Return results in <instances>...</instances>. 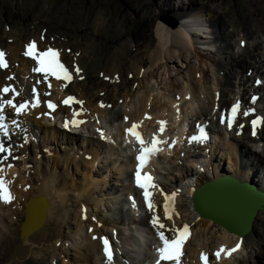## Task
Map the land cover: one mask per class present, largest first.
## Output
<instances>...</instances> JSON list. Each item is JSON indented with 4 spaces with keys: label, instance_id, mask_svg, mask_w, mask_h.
Listing matches in <instances>:
<instances>
[{
    "label": "bare ground",
    "instance_id": "1",
    "mask_svg": "<svg viewBox=\"0 0 264 264\" xmlns=\"http://www.w3.org/2000/svg\"><path fill=\"white\" fill-rule=\"evenodd\" d=\"M39 1L36 0L30 7H27L24 1L0 0V39L5 40L7 37L11 39L8 47L9 53L2 47L0 48L7 64V67H0L5 68V70H0V106H2L0 115L5 117L3 123L7 128V134L0 131V144L7 150L0 153V178L4 180L14 197L11 203H5L0 199V210H9V213L0 211V264H44L45 262L41 260L43 256H37L34 249L42 250L46 246V249L52 247L56 251L61 250L54 241L45 240L43 235L53 232L61 239L63 227L73 224L70 221V216L83 226L74 230L75 232L86 230L76 252L80 255H75L71 248L67 247L70 259L74 262L70 264H95L93 262L95 255L94 259L98 261V264H138L134 261L137 260L135 254L139 250H141L139 256L143 259L142 264H176L174 260L160 259L159 249L164 244L159 233L163 232L169 240H172L178 235L175 229L182 230L185 225L189 227L190 236L182 246L179 264H205L204 256L207 257V264H264V209L255 216L250 232L240 235L212 219L204 218L195 209L193 203L195 190L200 185L206 181L224 177L234 178L264 191V156L257 150H252L248 146L249 144L247 145L240 139L244 136L251 142L260 138L264 139V123H260L264 121V104L262 105L264 103V43L253 44L254 49L251 47L243 49L247 39L238 37L237 44L242 50L237 51V54L232 51V42L230 39L227 42L226 37H230L231 33L235 34L239 25H237V21L227 18L228 14L232 12L229 1L182 0L179 4L183 11H189V9L198 11L206 7L208 12L213 13L212 17L209 16L210 13L207 14V17H210L209 21L217 24L218 30L222 29V31L218 33L215 29L212 33L219 35L218 38L223 39L231 49V53H229L226 47L219 44L220 46L214 52L225 53V59L228 61L225 68L220 67L219 64L226 61L221 58L212 59L207 53L213 52L212 48L209 50V48L203 47V51L201 47L194 45L192 51L194 55L186 56V50H184L186 46L181 45V47L173 35L181 36L185 33L191 37L189 34L191 33L196 38H203L205 36L199 32L200 29L181 30V25L175 29L162 24L161 21L156 23L158 17H156L155 7L149 6L150 3H145L134 10L139 15L138 19L141 22L146 26L151 25L152 29L154 26V33L146 31L145 35L150 36L146 49L143 53L137 52L141 55V59L133 61L127 72L128 66L125 69V62L133 55V51L128 52L124 43L119 44L121 52L117 54L115 63L113 55L111 56L110 53L107 56L108 63H103L104 50L100 51L102 45L99 38L113 41L117 40L119 36L125 35L122 25H117L118 28H114L116 22L124 23L121 15L118 16L116 12L115 1L77 0L76 6L59 9L57 16L61 19L60 21L47 19V16L53 17L54 14H51L53 8L50 6L46 8L44 5L42 21H47L48 28L47 24H44L47 31L44 26L37 28L31 18L22 17V7L28 8V14L38 17L36 13L41 8ZM127 2L130 8H135L132 0ZM254 5L257 7L255 8ZM242 11L246 15L245 25L240 26L244 35L253 37L264 31V0H249L246 7L244 5L235 15H243ZM143 12L149 13L144 16ZM187 13L185 18L200 22V19H196V13ZM180 14L181 12L178 11L177 16ZM124 16L129 17L130 13ZM2 17H8V21H11L12 27L9 30L6 29L7 27L3 28ZM253 20L260 24L259 30L253 26ZM69 21L74 23L78 32L75 33L69 29L66 24ZM86 22L90 23L87 27L85 26ZM228 24L235 26V31L228 32ZM151 28L150 31H152ZM2 29L4 30L2 31ZM209 32L211 33V31ZM41 35L55 37L60 44L55 42L56 45H52L54 47L42 49L38 42ZM73 36H77L80 42L71 46L66 45L65 39ZM184 39L188 44H192L194 41V39L190 41L191 38L187 40L184 37ZM81 41H84L82 44L84 46L76 47ZM32 42L36 44L35 51L37 53L46 52L50 48L57 50L59 61L68 68L72 75L71 81L57 79L53 75L45 77L43 73L34 71L33 69L39 67L38 61L28 55H25L24 58L20 56L22 47L28 46ZM129 44L132 47L131 42ZM69 47L71 50L66 51L65 49ZM174 47L182 49L177 51L173 49ZM114 51V49L110 50L111 53ZM91 55L90 64L87 65L86 59ZM205 56H208V59L215 64L219 71L216 69L219 82L214 88L210 86L212 76H209L203 64L195 62L194 66L191 65L193 57L199 59ZM180 59H184L187 63L186 67L193 71L194 78L198 73L197 79H193L195 83L199 82L201 89L208 95L212 93L211 99L207 98L204 102L202 101L208 105H210L209 102L215 104L210 115L206 114L204 120L196 119L193 122L191 116L197 110L188 107L196 100L195 86L194 88L186 87L187 92L186 90L185 92L188 96L186 99L180 102L172 99L175 102L174 109L176 110L173 115H169L175 119L172 124L168 123V116L164 110L160 111L162 108L165 109L167 102L162 104L156 101L160 98L159 93V95L154 94L150 97L148 93H143L142 100L140 98L138 104L135 102L130 104L127 101L133 93L132 89L149 88L151 85V83L149 84L150 76H155L160 69L169 71L171 66L177 68L176 62ZM10 63L14 66L13 70H10ZM96 63L102 67L95 69ZM76 67L80 69L79 73L75 71ZM237 69L243 70L246 74L241 73L242 75L239 76L236 74ZM5 71H9L8 74ZM156 77H158L157 74ZM235 77H239L240 81L238 90H236ZM87 78L98 79L104 82L105 86L112 84L117 92L112 94L102 86L89 89L86 86H80L81 89L73 90V85H77ZM132 78L135 79L130 83ZM38 81H40L39 84ZM123 81L126 82L124 109L123 103L119 105V102L114 107V101L119 100L116 97L119 96L121 91L119 87ZM135 81L137 84L133 85ZM183 83L185 85V82ZM5 87H9L13 91L5 93L3 92ZM171 88L174 90L173 87ZM167 91L166 94L170 96V92ZM179 93L182 96L184 92ZM199 95L200 91L197 96ZM68 97H74L75 100L83 103L71 102L66 105L63 101ZM119 97H123V95ZM37 99L39 100L38 105ZM7 100H12L17 107L20 104L28 103V107L17 114L15 108L5 103ZM197 100L200 99L197 98ZM49 101L55 105L54 109L48 107ZM236 105H239V108L233 117L232 109ZM113 107L114 109H111ZM74 113H79V115H74ZM212 115H218V118L210 117ZM118 117H122L120 124L115 125L117 129L121 130L119 134L111 130V126L117 123ZM73 120L84 121V123L79 124L78 127L71 123L67 128L64 126L65 122ZM254 120L258 122L255 127L252 123ZM160 122L166 123L161 124ZM133 125H137L136 130L145 141V147L152 146L154 137L163 141L158 145L161 150L148 157L143 165L138 159L141 154V145L136 136L126 131ZM162 128L163 131H161ZM253 131H255V135H253ZM223 135L229 136L226 143H222ZM82 136H84L83 139ZM193 136L198 139L193 141L191 139ZM220 144L221 146H219ZM109 146L110 149H115L113 146H117L118 149L132 157L129 182L126 170L122 172V177L109 174L108 180L95 178L94 175L101 174V170L108 171L109 167V171L116 173L118 165L115 166V164L117 161H120L122 168L125 166L122 155L117 154V157L110 155L113 153H109L110 149H107ZM34 154L40 155L42 160L37 161V165L32 167L31 163L36 162ZM163 154L169 156L168 159L161 158L160 156ZM103 158L106 160L100 165ZM161 160H166L171 166L164 164V169L161 171L157 165V162L160 163ZM171 167H174L178 173ZM137 171L141 173V177L151 175L153 178L151 183L154 187L147 189L151 193L148 199L144 196L145 189L137 184ZM260 172H263V175H260ZM107 176L108 174L105 175V177ZM231 183L233 185L230 183H224V185L226 187L234 186L235 182ZM121 186L129 188V190H119ZM244 192L249 194L246 189ZM115 193L118 195H114L115 208H110L111 216L101 213L99 207L103 204V198L110 200V196ZM74 195L79 199L78 208L72 203ZM19 196L22 199L21 211H19L20 205L17 208L14 207L18 203ZM99 196L102 197L99 198ZM42 197L47 200L45 221L37 229L23 234L22 223L27 211L30 210L35 217L39 218L43 206L41 205V203L43 204ZM149 202L153 205L151 209L148 206ZM166 204L168 205L167 212ZM115 211H119L122 218L120 222L116 221L115 224H111L110 218H115ZM167 215H171L172 218L167 219ZM156 217H159V223L165 225L163 229L159 228L158 224L152 223ZM81 219L87 222L81 223ZM143 220H146L145 224L148 226V231L154 235V239L147 240L138 236L140 242H136L134 248L127 249L125 245L127 241L125 242L122 230L123 225L133 227L135 223ZM108 224L111 226L108 227ZM136 232L140 231L136 230ZM196 232L197 239L195 238ZM141 233L143 236L147 234L145 230ZM216 233H220L222 239L215 238ZM94 237L109 240L114 254L111 262L105 257L101 239H94ZM146 237L149 238L148 235ZM47 241H50V244ZM148 242H152V244ZM237 245H239L238 250L229 255V250L236 248ZM147 246L152 249V252L149 250L145 252ZM222 248L225 251L217 257L216 253ZM62 253L67 256L65 252L61 251ZM56 259L57 256L53 258L52 264H55Z\"/></svg>",
    "mask_w": 264,
    "mask_h": 264
},
{
    "label": "rangeland",
    "instance_id": "2",
    "mask_svg": "<svg viewBox=\"0 0 264 264\" xmlns=\"http://www.w3.org/2000/svg\"><path fill=\"white\" fill-rule=\"evenodd\" d=\"M19 1H24L25 2V5H27V7H30L36 0H19ZM64 1V2H63ZM76 1L77 0H40L39 2H41V8L37 11V15H38V17H35V15L34 16H32V15H30V14H28V8L27 7H22V17L23 18H31L32 20H34L33 21V23H35L36 24V27L37 28H40L41 26H44V28H45V30L47 31L48 29V24H47V21H42L43 20V12H42V8H43V6L44 5H46V8H47V6H50L51 8H53L52 10L55 12H53L52 11V13L51 14H54V15H52L53 17L51 18V17H46L47 19H52V20H58V21H60L61 19L57 16L58 15V13H59V9L61 8V7H65V8H72L73 6H76ZM113 1H115V3L117 4V9H116V12L118 13V16L119 15H121V17L123 18V22L124 23H122V24H119V22H116V25L114 26V28L115 27H117L118 28V26L119 25H122V30L125 32V35L124 36H119L118 38H117V40H113V41H107L106 39H104V38H99V41L101 42V45H102V47L100 48V51L102 52V49L104 50V57H105V59L103 60V63H108V61H107V56H108V54L110 53V55L112 56L113 55V60H114V63L116 62V56H117V54L119 53V52H121L120 51V46H119V44H121V43H124L125 45H126V48H127V51L128 52H132V56H130L129 57V59L125 62V69H126V67H127V69H126V72H127V70H130V65H131V63L133 62V61H135V60H137V59H141V55L140 54H137V52H141V53H143L144 52V50L146 49L145 47H146V44H147V42H148V40H149V37L150 36H146L145 35V33H146V31L147 32H149V33H154V26H153V29L151 28V25L149 26V24H148V26H146L143 22H141L138 18H139V15L136 13V8L137 7H141L142 5H144L145 3H150V5L149 6H153V8L155 7V12L157 11V15H156V17H158V19L156 18V23H158V22H160L161 21V23L162 24H165V25H169V26H171V27H174L175 29L176 28H178L179 27V25H181V30L182 29H189V30H191V31H193L194 29H196V28H198V29H200V33L202 34V36H205V37H201V38H196L195 36H193L191 33H189L190 34V36L191 37H188L187 35H185V33H184V30H183V33H184V35H173V37H175V39L180 43V46L182 45V46H186L185 48H184V50H186V56L188 55V56H192V55H194V52L192 53V51H193V48H194V45L195 46H199V47H201L202 49H203V51H204V48L203 47H205V48H209V50H210V48H212V51L213 52H207L208 54H209V56L212 58V59H219V58H221L223 61H226V62H221L219 65H220V67H222V68H225L226 67V65H227V60L225 59V53L223 54V53H214L215 52V50L217 49V47H219L220 45L222 46V47H226V49L228 50V52L229 53H231V49H229V47L226 45V43L224 42V40L223 39H220V38H218V36L219 35H215V34H213L212 32L216 29L217 30V32L218 33H221V31H222V29H219L218 30V25L217 24H215V23H211L209 20H210V17H212V14L213 13H210V12H208V8H204L203 10H193V9H189V11H183L180 7H179V4L182 2V0H132L133 1V3H134V5H135V8H130L129 6H128V2L127 1H129V0H113ZM229 1V5H231V8H232V12L231 13H229L228 14V16H227V18H231V19H233L235 22L237 21V25H239L238 26V30L236 31V33L235 34H233L234 35V37H232L233 35H232V33H231V35H230V37H226V41L228 42V40L230 39L231 40V42H232V47H233V49H232V51L234 52V53H238V52H240L242 49H241V47H240V45H238L237 44V42H238V37L240 38V37H243V38H245V40H246V45H245V47L243 48V49H245L246 47H251V49H254V46H253V44H255V43H257V42H263L264 43V31H261V33H259L257 36L255 35V36H253V37H249V36H246V35H244V33H243V29H242V27H240V26H244L245 24V21H244V19H245V17H246V15H245V13L243 12V15H241V16H239V15H235L236 14V12H238L239 11V9H241V8H243L244 7V5H245V7H246V5H247V3L249 2V0H246V2H245V0H228ZM238 1V2H237ZM177 2V3H176ZM233 2V3H232ZM64 3V4H63ZM162 5H161V4ZM165 3V4H164ZM167 3V4H166ZM58 4H59V6H58ZM63 4V5H62ZM172 4V5H171ZM176 4H178V5H176ZM159 5V6H158ZM166 5V6H165ZM171 5V6H170ZM68 6V7H67ZM170 6V7H169ZM59 7V8H58ZM146 7V6H145ZM208 7V6H207ZM238 7V8H237ZM254 7L256 8L257 7V5L255 6L254 5ZM94 9L96 8L95 6L93 7ZM165 8V9H164ZM135 9V10H134ZM176 10V11H175ZM192 12H194V14L196 13V16H197V20L198 19H200V22L198 21V22H195L194 21V19H187V18H185V14H188L187 12H189V13H192ZM178 11H180L181 12V14L179 15V16H177V12ZM169 12V13H168ZM174 12H175V15H174ZM205 12V13H204ZM207 12V13H206ZM130 13V16L129 17H126V16H124V15H127V14H129ZM135 13V14H134ZM149 12H143V15L144 16H146L147 14H148ZM210 13V14H209ZM56 14V15H55ZM203 14H205L204 16H203ZM207 14H209V18L207 17ZM159 15V16H158ZM202 15V16H201ZM231 17H230V16ZM235 15V18L233 17ZM89 16H91L92 17V15H89ZM161 18V19H160ZM181 18V19H180ZM185 18V19H184ZM204 18V19H203ZM207 18V19H206ZM2 19H3V21H4V27L3 28H6L7 30H9V28L10 27H12V23H11V21H8V17L6 18V17H2ZM118 19V18H117ZM131 19V20H130ZM170 19V20H169ZM203 19V20H202ZM130 20V21H129ZM209 22H208V21ZM117 21H119V20H117ZM126 21V22H125ZM158 21V22H157ZM205 21V22H204ZM32 23V24H33ZM252 23H253V26H255L258 30L260 29V24L257 22V21H255V20H253L252 21ZM11 24V25H10ZM44 24H47L46 25V27H45V25ZM68 26H69V29L70 30H72V31H74L75 33L76 32H78V30H76L77 28L75 27V25H74V23L73 22H71V21H69V22H67L66 23ZM213 24H215V25H213ZM5 25H7V26H5ZM88 25H90V23H87L86 22V27L88 26ZM118 25V26H117ZM177 25V26H176ZM212 25V26H211ZM220 25V24H219ZM125 27V28H124ZM213 27H216V28H213ZM235 26H232V25H229L228 24V32H230V31H235L234 28ZM151 28V30L152 31H150L149 29ZM111 29H113V28H111ZM4 29H2V31H3ZM38 30V29H37ZM211 31V33L209 32V31ZM207 31V32H206ZM240 32V33H239ZM74 33V34H75ZM243 33V34H242ZM238 34H240L241 36H239ZM260 35V36H259ZM187 39V40H189V38H191L190 39V41H193V39H194V41H193V43L192 44H188L187 42H186V40L184 39V37ZM207 36V37H206ZM183 37V38H182ZM195 37V38H194ZM31 38V37H30ZM181 38V39H180ZM217 38V39H216ZM53 39V40H52ZM195 39H197V40H195ZM254 39V40H253ZM57 39L55 38V37H53V38H50V37H47V36H44V35H41L40 36V38H38V42L40 43V46L42 47V49H45V48H47V47H54V46H52V45H56V44H58L59 43V41L57 40ZM218 40V41H217ZM259 40V41H258ZM50 41V42H49ZM54 41V42H53ZM65 41L67 42L66 43V45H68V46H71V45H73L74 43H78V42H80V39L77 37V36H73V37H69V38H67V39H65ZM223 41V42H222ZM256 41V42H255ZM5 42V43H4ZM10 42H11V39H10V37L8 38L7 37V39H5V40H1L0 39V48L2 47V49L4 50V51H6V52H8L9 53V49H8V47L10 46ZM52 42V43H51ZM55 42H56V44H55ZM83 42L84 41H81V43H79V45H76V47H82V46H84V45H82L83 44ZM129 42H131V44H132V47H130V44H129ZM250 43H251V45H250ZM60 44V43H59ZM220 44V45H219ZM181 46V47H182ZM181 47H174L173 49H175V50H177V51H179L180 49H182ZM231 47V48H232ZM24 48V49H23ZM56 48H58V47H56ZM131 48V49H130ZM177 48V49H176ZM111 49H114L115 51L114 52H110V50ZM133 49V50H132ZM190 49V50H189ZM27 50V46H23L22 47V50H20V56L22 57V58H24L25 57V53L27 52L26 51ZM66 51H68V50H71V48L69 47V48H67V49H65ZM188 51V52H187ZM238 51V52H237ZM136 52V53H135ZM23 54V55H22ZM140 55V56H139ZM261 58V57H260ZM11 59V58H10ZM92 59V55L90 56V57H88L87 59H86V61H87V65H89L90 64V60ZM202 59V60H201ZM192 61H191V65L192 66H194V64H195V62H199V64L201 63V64H203V66H204V68H205V70L207 71V73L209 74V76H212V80L210 81V86L211 87H215L216 85H217V83L219 82L218 80H217V74H218V68L215 66V64L213 63V62H211L209 59H208V56H205V57H203V58H199V59H197L196 57H193L192 59H191ZM194 60H196V61H194ZM199 60V61H198ZM182 62H183V64H182ZM177 63V68H172L173 66H171L170 68L171 69H169V71H162L163 69H160L156 74L158 75V77H156V74H155V76L153 75V76H150L149 77V84L151 83V85H150V87L149 88H145V89H136V88H134V89H132V91H133V93H132V95L128 98V102L131 104V103H133V102H135L136 104H138L139 103V99L140 100H142V94L143 93H148V96L150 97V96H152V95H159L160 94V98H159V100L157 99L156 101L157 102H160V103H162V104H164V103H166L167 102V106H165V109L164 108H162V109H160V111L162 112L163 110H164V112L167 114V116H168V123L169 124H172L173 122H174V117L173 116H169L170 114L171 115H173V113L176 111L175 109H174V105H175V102H174V100H172V99H175L176 101H178V102H180V101H182V100H184V99H186L188 96H187V89H186V87L187 88H194V86H195V88H196V100L195 101H193L192 103H191V105H188V107L189 108H194V109H196L197 110V112L193 115V116H191V117H193V122L194 121H196V119H198V120H204V118H205V116H206V114H208V115H210V112L212 111V108L215 106V104H211V102H209V104L210 105H208V104H206V103H203L204 102V100L205 99H211V97H212V93H211V95L209 94H207L205 91H203L202 89H201V84L198 82H196L195 83V81L193 80V79H197V75H198V73H196V75H195V78H194V73H193V71H191V69L189 68V67H186V65H187V63L184 61V59H180L178 62H176ZM12 63H10V67H11V69L10 70H13V68H14V66H13V64L11 65ZM97 64V63H96ZM128 64V65H127ZM186 64V65H185ZM13 66V67H12ZM144 66H145V64H144ZM29 67H32V66H29ZM98 67H102V65L101 66H99L98 64L96 65V67H95V69H97ZM104 67V66H103ZM186 67V68H185ZM144 69H145V67H144ZM186 69V70H185ZM216 69H217V71H216ZM0 70H5V68H0ZM9 70V71H10ZM212 70V71H211ZM226 70V69H225ZM8 71V72H9ZM5 72H7V71H5ZM8 72H7V74H8ZM238 72V73H237ZM221 73H223L222 71H221ZM246 74V73H244L243 72V70H239V69H237L236 70V74H239V76H241L242 74ZM215 74V75H214ZM223 75V74H222ZM153 77V79H151ZM156 77V78H155ZM180 77V78H179ZM216 77V78H215ZM157 79V80H155V79ZM165 78H166V80H165ZM182 78V79H181ZM135 78H132V79H130V83H132V81L134 80ZM153 80V81H152ZM179 80V81H178ZM189 80H191V81H189ZM192 80H193V82H192ZM236 82H235V84H236V90H238V88H239V86H240V81H239V77H235V79H234ZM237 81H238V83H237ZM39 82L40 81H38V84H39ZM183 82H185V85H184V83ZM190 82V83H189ZM135 83V84H134ZM133 83V85H136L137 84V82L135 81ZM195 83V84H194ZM216 83V84H215ZM182 84H183V86H182ZM192 84H193V86H192ZM221 84H222V82H221ZM179 85V86H178ZM80 86H86L88 89L89 88H92V87H97V86H102V87H106L107 89H108V91L110 92V93H112V94H114L115 92H117L116 91V89L113 87V85L111 84V85H104V82H102V81H99L98 79H93V78H87L86 80H83L82 82H80L79 84H77V85H73V87H74V91H75V89L77 90L78 88H80L81 89V87ZM156 86V87H155ZM173 87L174 88V90H172V88L171 87ZM169 87V88H168ZM182 87H183V90H182ZM120 89H121V91L119 92V96L120 95H123V97H119V96H117L116 98H119V100H115L114 101V107H115V104L117 103V102H119L118 104L119 105H121L120 103H123V99L125 100V98H124V96L126 95L125 94V90H126V82L125 81H123L122 83H121V85H120V87H119ZM156 90H155V89ZM167 88V90H165ZM171 88V89H170ZM162 89V90H161ZM180 89V90H179ZM179 90V91H178ZM182 90V91H181ZM185 90H186V92H185ZM153 91V92H152ZM166 91L167 92H170V96L168 95V94H166ZM176 91H178V92H176ZM199 91H200V95L199 96H197L198 95V93H199ZM155 92H157V93H155ZM165 92V93H164ZM179 92H181V94H182V92H184L183 94H182V96L180 95V93ZM212 92V91H211ZM159 93V94H158ZM178 93V94H177ZM164 95V96H163ZM206 95H207V97H206ZM176 96V97H175ZM211 96V97H210ZM166 99H165V98ZM178 97V98H177ZM179 97H180V99H179ZM197 98L198 99H200V100H197ZM103 99V98H102ZM168 99V100H167ZM167 100V101H166ZM126 101V100H125ZM172 101V102H171ZM203 101V102H202ZM169 102V103H168ZM149 104V102L147 103V105ZM171 104V105H170ZM200 104V105H199ZM264 103H262V105H263ZM114 107L113 108H111V109H114ZM122 107H123V109H124V103L122 104ZM170 108V109H169ZM186 108H187V106H186ZM217 109H218V106H217ZM155 112H157V110H155ZM188 112H190V109H188ZM169 113V114H168ZM200 113V114H199ZM210 117H217L218 118V115H212V116H210ZM120 119V120H119ZM121 120H122V117H118V120H117V123H115L113 126H111V130L114 132V133H117V134H119L120 132H121V130H119V129H117L116 128V126H118L119 124H120V122H121ZM198 120H197V122H198ZM119 123V124H118ZM116 125V126H115ZM194 127V126H193ZM247 128H248V124H247ZM83 137L84 136H82V139H83ZM81 139V140H82ZM228 139H229V136L228 135H223L222 136V143H226L227 141H228ZM240 139H242V141H245V143L248 145V146H250V148L252 149V150H257L259 153H261V155H263L264 156V139L263 138H260V139H256L255 141H252L251 142V140H249V138H246L245 136L244 137H240ZM219 140H221V138H219ZM119 143V141L117 142V144ZM256 143V144H255ZM56 145V144H55ZM223 145V144H222ZM219 146H221V144L219 145ZM113 147H115V149H110V146L107 148V149H110V152L109 153H113V154H110V155H112V156H114V157H117V154H120V155H122V157H123V160H124V162H125V166L122 168L121 166H120V161H117L116 162V164H115V166H117L118 165V167H116L117 169H118V172H117V169H116V173H113L112 171H109L110 170V167H109V170L107 171V170H101V174H98V175H94L95 176V178H97L98 180H103L104 178H105V180H108L109 179V174H113L114 176L116 175V176H118V177H122V172L124 171V170H126L127 171V174H128V182H129V176H130V169H131V167H130V165H131V159H132V157L131 156H129L128 155V153H126V152H124V151H121L120 149H118L117 148V146H113ZM255 147V148H254ZM225 148H226V146H225ZM221 152H223L222 150H220ZM226 151V150H225ZM262 151V152H261ZM108 153V154H109ZM81 154V153H80ZM161 158H164V159H168V157L169 156H167V155H162V156H160ZM86 158V157H85ZM34 159H35V161L36 162H32L31 164H33V166L32 167H34V166H36L37 165V161H41L42 160V157H40V155H36V154H34ZM88 160H90V159H88ZM102 160V162H100V165H102V163H103V161L104 160H106V159H101ZM176 162H178V161H176ZM168 165L169 166V164L170 163H167L166 162V160H161V162L160 163H158L157 162V165L159 166V168L161 169V171H163V165ZM170 166H171V164H170ZM121 168V169H120ZM172 168V170H174V171H176L175 170V168L174 167H171ZM120 169V170H119ZM176 173H178L177 171H176ZM106 174H108V176L107 177H105V175ZM260 175H263V172H260L259 173ZM121 182V181H120ZM121 189H125V190H129V188H127V187H123V186H121L120 188H119V190H121ZM118 194H119V191L117 192ZM117 193H115V194H112V196H110L111 197V199H115V196L114 195H118ZM102 196H99V198H101ZM104 197H107V196H104ZM125 197H126V195H125ZM104 200H103V204H101L100 205V207H99V210L101 211V213H103V214H105V215H108V216H111V210H110V208L111 209H113V208H115V203H114V199L113 200H109V199H106L105 200V198H103ZM116 200V199H115ZM109 201V202H108ZM125 201H126V199H125ZM72 203L73 204H75V205H77V208H78V205H79V199L77 198V196L76 195H74L73 196V201H72ZM18 205H20V210L19 211H21L22 210V199H21V197L19 196V199H18V203H17V205L15 204L14 205V207H18ZM13 209H15V208H13ZM114 210H116V209H114ZM113 210V211H114ZM0 211H2V212H5V213H9V210L7 209V210H0ZM115 218H110L111 219V221H112V223L111 224H115V222L116 221H121V216H122V214L121 213H119V211H115ZM70 221L71 222H73V224H71V226L70 225H66L65 227H63V233L61 234V239L57 236V235H55L53 232H50V234H44L43 235V238L46 240H52V241H54L55 242V244L57 245V247L59 248V249H61V250H58V251H56V249H53L52 247H49V248H47L46 249V246L45 247H43V249L41 250V249H37V248H35L34 250H35V252H36V255L37 256H43L42 257V261L43 262H45L44 264H52V260H53V258L54 257H56L57 256V259L55 260V264H70V263H74V262H72V260L70 259V254H69V251H68V248L67 247H69V248H71V250H72V252H74L75 253V255H80V254H78V253H76L77 252V249H79L78 248V245H79V242L82 240V236L84 235V233L86 232V230H82V231H80V232H75L74 230H76V229H78L79 227H83L82 226V224H80V223H78V221L75 219V218H73L72 216H70ZM82 222H87V221H85L84 219H81V223ZM145 222H146V220H143V221H140L139 223H135L134 225H133V227L132 226H127V225H123V227H122V230H123V235H124V238H125V245L127 246V249H130V248H134L135 247V244H136V242L138 243V242H140L139 240V238H138V236H141V237H144V238H146L147 240L149 239H154V235L152 234V233H150L148 230V226L145 224ZM111 224H108L107 226L108 227H110L111 226ZM78 226V227H77ZM136 230H139L140 232L139 233H137L136 232ZM143 230H145L146 231V235H142V233H141V231H143ZM85 231V232H84ZM132 234H135V236H132ZM149 236V238L148 237H146V236ZM126 237H127V239H126ZM214 237L215 238H219L220 237V233H216L215 235H214ZM195 238L197 239L198 238V235H197V232H196V236H195ZM221 239H222V237H220ZM134 239V240H133ZM65 242H66V245H65ZM47 243H49L50 244V241H47ZM129 243V244H128ZM148 243H150V244H152V242H148ZM147 250H149L150 252H152V249H149V247L147 246V248L145 249V252L147 251ZM61 251H63V252H65L66 254H67V256H64L65 254H61ZM141 250H139L135 255L137 256V260H135L134 262L135 263H138V264H142V262H143V259L139 256V252H140ZM51 252V253H50ZM53 252V253H52ZM189 253V255H190V257H191V252L189 251L188 252ZM96 256V255H95ZM95 256H94V258H95ZM59 257V258H58ZM93 258V262L95 263V264H98V261H96L95 259ZM30 264H34V263H30Z\"/></svg>",
    "mask_w": 264,
    "mask_h": 264
},
{
    "label": "snow or ice",
    "instance_id": "3",
    "mask_svg": "<svg viewBox=\"0 0 264 264\" xmlns=\"http://www.w3.org/2000/svg\"><path fill=\"white\" fill-rule=\"evenodd\" d=\"M28 50L25 53V55L31 56L33 59L37 60L39 63V67L33 69L36 72H40L43 73L45 75V77H47L48 75H53L55 76L57 79H63V80H67V81H71L72 79V75L70 73V71L68 70L67 67H65L64 64H62L59 59H58V51L57 50H53V49H48L46 52H41V53H37L36 50V44L35 42L30 43L28 46ZM0 67H7V64L4 60V53L0 52ZM75 71L77 73L80 72V69L78 67H76ZM259 83V82H258ZM49 87H51V85L49 84ZM10 91H13V89H10L9 87H5L3 89V92L8 93ZM33 91L35 92V88L33 89ZM71 102H75V103H83L82 101H77L75 100L74 97H68L66 100L63 101L64 104H70ZM5 103L7 105H11L13 108L16 109L17 114L21 113L24 109H26L28 107V103H23L20 104L19 107H17L12 100H7L5 101ZM39 103V100L37 99V105ZM36 106V105H33ZM48 107L50 109H54L55 105L49 101L48 102ZM239 105H236L233 107L232 109V113H233V117H235V115L237 114ZM0 111H2V106H0ZM74 115H79V113H74ZM245 115H247V113H245ZM5 120V117L3 115H0V131H4L5 134H7V128L6 125L3 123V121ZM72 124L73 126L78 127L79 124L84 123V121H78V120H73L71 122H65L64 126L67 128L69 127V124ZM161 124H165L166 122H160ZM253 126L255 127V125L258 123L257 121H252ZM260 123H264V121H261ZM231 126V125H229ZM137 129V125H133L131 128L127 129L126 131L131 134L136 136L137 140L139 141L140 145H141V149H140V156L138 157V159L141 161V164L143 165V163L145 162V160L150 157L152 154L154 153H158L161 149L158 147V145L160 143H163V141H159L157 140L155 137L153 138V142H152V146L151 147H145V141L143 140L141 134L136 130ZM161 131H163V128L161 129ZM255 131H253V135H255ZM193 141H196L198 139V137L193 136L191 138ZM7 151L4 146L2 144H0V153H3ZM136 177H137V184L139 187L144 188L145 192H144V196L146 199H148L151 196V193L147 190L149 187H154V185L151 183L152 181V177L151 175H147L144 177H141V173L139 171H137L136 173ZM0 199H2L5 203H11L12 200L14 199V197L11 194V191L9 189V187L5 184L4 180L2 178H0ZM149 208H152V204L151 202H149ZM165 209L167 212L168 209V205H165ZM171 215H167V219H171ZM152 223L154 225L159 226V228L163 229L165 227L164 224L159 223V217H156L153 219ZM175 231L178 233L177 237L169 240L163 232L159 233L160 239L163 241L164 246L162 248L159 249L160 252V259L161 260H169V261H176V264H179V259L180 256L182 255V246L185 243L186 239L190 236V231H189V227L187 225H185L183 227V229H175ZM94 239H101L102 241V245H103V252L105 254L106 259L111 262L113 260V252L111 250V244L109 242V240L107 238H97L94 237ZM239 248V245H237L236 248H233L231 250H229V255H231L232 252L237 251ZM225 251V249H220V251H218L216 253V256L219 257L221 255V252ZM203 259L205 260V264H207V257L204 256Z\"/></svg>",
    "mask_w": 264,
    "mask_h": 264
},
{
    "label": "water",
    "instance_id": "4",
    "mask_svg": "<svg viewBox=\"0 0 264 264\" xmlns=\"http://www.w3.org/2000/svg\"><path fill=\"white\" fill-rule=\"evenodd\" d=\"M236 181L234 178L224 177L204 182L195 190L193 203L204 218L212 219L230 231L245 235L252 229L257 213L264 209V191L248 183ZM231 182H235L234 186L224 185L232 184ZM245 189L249 194H245ZM41 201L43 206L39 218L30 210L27 211L22 223L23 234L37 229L45 221L47 200L42 197Z\"/></svg>",
    "mask_w": 264,
    "mask_h": 264
}]
</instances>
